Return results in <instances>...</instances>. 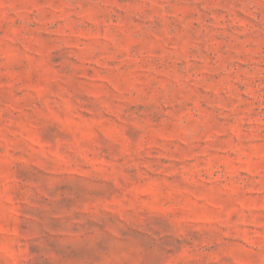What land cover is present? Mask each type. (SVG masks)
Segmentation results:
<instances>
[{"label": "rangeland", "instance_id": "rangeland-1", "mask_svg": "<svg viewBox=\"0 0 264 264\" xmlns=\"http://www.w3.org/2000/svg\"><path fill=\"white\" fill-rule=\"evenodd\" d=\"M0 264H264V0H0Z\"/></svg>", "mask_w": 264, "mask_h": 264}]
</instances>
